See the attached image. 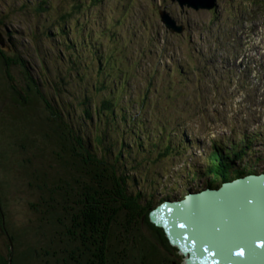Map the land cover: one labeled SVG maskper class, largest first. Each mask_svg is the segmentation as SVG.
<instances>
[{
  "label": "rangeland",
  "instance_id": "374dc122",
  "mask_svg": "<svg viewBox=\"0 0 264 264\" xmlns=\"http://www.w3.org/2000/svg\"><path fill=\"white\" fill-rule=\"evenodd\" d=\"M216 4L214 10L179 0H0L2 50L23 58L46 99L70 115L86 141L106 136L103 147L111 149L100 150L113 162L119 156L128 192L141 193L142 206L156 205L207 187L210 151L246 133L258 135L255 173L264 171V0ZM160 13L180 30L168 28ZM27 75L20 64L0 62V256L8 257L12 234L18 264H68L63 250L73 246L59 217L71 226L83 206L73 204L67 214L60 192L87 179L74 177V160L42 126L49 114L44 101L12 97L11 86L25 89ZM105 97L117 104L114 114H95L93 103ZM118 219L113 233L126 242L108 245L119 264L151 263L133 252L144 235L161 256L186 264L182 251L161 245L142 218L125 210Z\"/></svg>",
  "mask_w": 264,
  "mask_h": 264
},
{
  "label": "trees",
  "instance_id": "16d2710c",
  "mask_svg": "<svg viewBox=\"0 0 264 264\" xmlns=\"http://www.w3.org/2000/svg\"><path fill=\"white\" fill-rule=\"evenodd\" d=\"M216 1L213 2L214 10L218 6ZM0 30L2 32L1 28ZM3 38L5 40L4 35ZM2 48L0 46V62L5 66L20 64L30 76L27 75L25 89H17L14 85L11 86L13 90L12 97L17 100L19 97L22 98L24 96L25 98V95L28 93L32 100L39 97L44 101L45 108L49 110V114L48 121L43 118L41 119L42 126L45 129L49 127L53 130L52 136H56L58 143L62 147L64 146L67 155L74 160L77 169V176L74 175V177L76 178L78 175H81L87 179V182L79 184L78 187H71L70 191L60 192L62 196L66 195V198L64 197V210L67 214L73 213L75 209L74 205L83 206L80 214L77 213V216H75L78 222L73 220V225L71 226L67 223L65 224L59 217L61 224L66 228L68 243L73 246L72 250H63L69 256L63 258L64 262L68 264H70V261H72L71 264H119L120 257L115 249H111V247L109 249L108 242L110 243L112 239L120 243L126 242L125 239L114 234L112 230L118 224L119 214H123L125 210L131 215H137L138 218H142L146 228L152 233V237L159 240L161 245L166 246V243L171 245L164 229L155 225L150 220V211L155 205L152 202H149V204L142 202L144 203L142 206L139 204L142 194L137 192L136 195H132L128 192L127 180L124 174L117 168L119 156H116L113 162L110 154L107 156L105 152L100 150V147L102 148L105 144L106 136L97 135L96 144L91 139L86 141V136L79 133L67 117L70 115L67 114L66 116L61 108H54L56 105L46 99L42 83L32 77L23 58L19 57V60L17 58L12 59L6 56ZM105 56L106 62H109V57ZM8 77L9 81L14 80L11 74H8ZM26 99L22 100L25 104H27ZM87 103L88 100L84 99L83 104ZM93 105L95 114L98 112L99 114H102V112L114 114L117 104L113 98L105 97L102 100L94 102ZM85 113L89 119H92L91 109L85 108ZM65 117L69 122L66 121ZM44 134L47 136L48 133L45 131ZM256 138H258L257 134L246 133L240 138L228 139L223 141L221 145H215V148L210 151L208 156V186L215 187L224 181L242 176L244 173L259 171L256 168L259 161L253 159L254 154L252 151V145L254 146L253 143ZM103 148L106 152H109L111 149V147ZM170 148L169 145H165V152ZM246 175L248 174L243 176ZM72 192H76L75 196L77 197L73 201L70 199ZM48 207L50 209L54 208L51 204ZM55 214L53 213V215ZM3 215L5 214L2 213V217ZM111 223H114V226ZM9 238L11 243L8 257L0 256V264H18V257L14 249L17 237L10 234ZM150 239L152 238L146 235L142 236L138 242V247H133L134 254L137 253L149 257L151 259L150 264L176 263L173 259L161 256L160 248ZM167 251L170 252L169 250ZM141 264L144 263L141 262Z\"/></svg>",
  "mask_w": 264,
  "mask_h": 264
},
{
  "label": "water",
  "instance_id": "95a60500",
  "mask_svg": "<svg viewBox=\"0 0 264 264\" xmlns=\"http://www.w3.org/2000/svg\"><path fill=\"white\" fill-rule=\"evenodd\" d=\"M160 14L168 28L180 30L167 13ZM0 44L5 45L1 30ZM259 174L166 201L150 220L188 254L186 264H264V173Z\"/></svg>",
  "mask_w": 264,
  "mask_h": 264
},
{
  "label": "bare ground",
  "instance_id": "6f19581e",
  "mask_svg": "<svg viewBox=\"0 0 264 264\" xmlns=\"http://www.w3.org/2000/svg\"><path fill=\"white\" fill-rule=\"evenodd\" d=\"M192 1V2H191ZM214 0H182V2H185L187 3V5L189 6H193L196 8L195 5H211L213 3ZM199 3V4H194V3ZM250 174L246 175V176H249ZM264 204V202H261ZM161 228H163L162 226H159ZM164 229V228H163ZM165 231V229H164Z\"/></svg>",
  "mask_w": 264,
  "mask_h": 264
},
{
  "label": "snow or ice",
  "instance_id": "6c2138e0",
  "mask_svg": "<svg viewBox=\"0 0 264 264\" xmlns=\"http://www.w3.org/2000/svg\"><path fill=\"white\" fill-rule=\"evenodd\" d=\"M261 247H264V244H262ZM240 254L242 255L243 253L241 252Z\"/></svg>",
  "mask_w": 264,
  "mask_h": 264
}]
</instances>
